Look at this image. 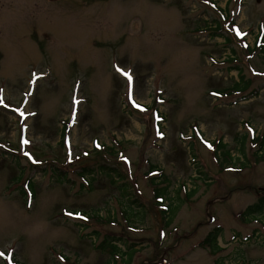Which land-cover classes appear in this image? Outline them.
<instances>
[{
	"label": "rangeland",
	"instance_id": "374dc122",
	"mask_svg": "<svg viewBox=\"0 0 264 264\" xmlns=\"http://www.w3.org/2000/svg\"><path fill=\"white\" fill-rule=\"evenodd\" d=\"M263 46L264 0H0V264H264Z\"/></svg>",
	"mask_w": 264,
	"mask_h": 264
},
{
	"label": "trees",
	"instance_id": "16d2710c",
	"mask_svg": "<svg viewBox=\"0 0 264 264\" xmlns=\"http://www.w3.org/2000/svg\"><path fill=\"white\" fill-rule=\"evenodd\" d=\"M261 49L262 51H264V46ZM256 142L259 143V148L262 149L264 147V139L261 141L257 139ZM251 215H264V197L260 198L259 202H257L256 204L249 206L247 210L243 213L242 217L245 218ZM219 234H220V229H215L201 243V247H211L213 245H216Z\"/></svg>",
	"mask_w": 264,
	"mask_h": 264
},
{
	"label": "water",
	"instance_id": "95a60500",
	"mask_svg": "<svg viewBox=\"0 0 264 264\" xmlns=\"http://www.w3.org/2000/svg\"><path fill=\"white\" fill-rule=\"evenodd\" d=\"M48 1H52L53 2V1H57V0H48Z\"/></svg>",
	"mask_w": 264,
	"mask_h": 264
}]
</instances>
